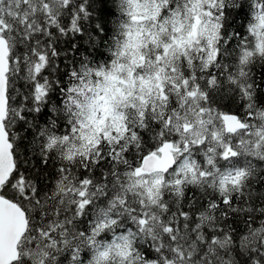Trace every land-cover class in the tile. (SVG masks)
Returning <instances> with one entry per match:
<instances>
[{
    "label": "snow or ice",
    "instance_id": "1",
    "mask_svg": "<svg viewBox=\"0 0 264 264\" xmlns=\"http://www.w3.org/2000/svg\"><path fill=\"white\" fill-rule=\"evenodd\" d=\"M0 264H264V0H0Z\"/></svg>",
    "mask_w": 264,
    "mask_h": 264
}]
</instances>
